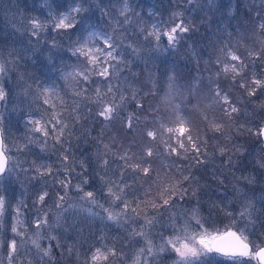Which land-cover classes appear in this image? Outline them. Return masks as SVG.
<instances>
[{"label":"snow or ice","instance_id":"6c2138e0","mask_svg":"<svg viewBox=\"0 0 264 264\" xmlns=\"http://www.w3.org/2000/svg\"><path fill=\"white\" fill-rule=\"evenodd\" d=\"M111 2L112 0H108L109 4ZM118 2L121 5L118 13L122 19L112 17L107 6L101 7L104 0H63V3L60 0H39L40 14L44 19L32 17L28 20L30 44L32 40L39 44L41 35L49 31L67 36V51L77 63L67 69H60V78L65 82V86H68V81L72 82L70 88L73 100L69 111V105L62 95L63 89L55 81L37 84L34 95L36 100L41 101L43 112L27 117V142L17 148V152L22 154L26 149L36 146L40 154L31 161L14 160L11 149L0 135V184L9 183L13 173L19 169L26 176H30L31 180H42L45 185L39 190L31 207L23 200L16 204L13 223L10 226L12 235L8 239H4L7 233L3 231V225L9 204L5 195L0 193V264H54V248L60 250L61 256L66 251L69 256L75 255L79 258V249L75 245L66 247L60 243L61 236L52 234L62 226V213L56 214L53 220L50 210L42 211L50 195L47 190L49 182L59 188L55 201L57 209H63L69 190L74 188L78 193H82L79 197L81 200L103 208L106 213L103 219L120 226L138 224V229H132L130 239H143L144 246L137 252L134 264H157L169 252L174 253L176 257L174 264H211L212 254L226 258L231 264H252L253 261L255 264H264V203L258 210L244 189L239 187L240 181L246 185L256 182L251 174L235 177L237 184L233 185L234 191L244 203L238 216L226 211V215L232 217L230 225L223 229L210 230L206 227V221L199 216L197 207L189 209L186 218L183 214L177 215L175 212L170 215L169 219L173 221L172 236H161L159 244L151 238V230L165 211L175 209L181 202L190 204L195 201L197 205L200 203L203 186L192 174L191 164L185 165L183 162L191 161L206 167L210 158H216L224 168L232 171L239 168L238 161H242L246 155L244 145L239 143L241 139L247 142L249 138L254 137L257 143L264 145V120L253 119L264 113V75H249L247 71L257 60L264 63V48L248 49L241 53L237 45L229 46L226 43L220 47V54L212 65L215 67V79L210 77L211 84L204 85L203 81H200L199 86L191 82L183 86L189 95L207 88L211 93L208 107L215 106L218 110V115L212 118H209L207 113L202 114L205 124V128L201 130L202 134L194 135L193 126L187 119L188 114L183 112L180 104H172L171 98L175 94L177 82L173 76L168 77V91L164 100L171 106L173 117L168 123L161 118L159 129H146L144 133L150 141H155L158 135H161V130L167 135V139L161 141L163 154L172 161V164L167 166L166 179H162L159 174H156L155 178L152 175V161L149 158L154 156V152L151 147H146L142 152H134L131 149L135 145H129L121 152H114L108 144H104L106 151L101 153L98 149L95 157L100 171L93 169L91 175L88 172L90 165L83 160L77 161L70 149L65 147L73 135L75 126L82 119L88 118L82 114V107H87L91 112L90 105H98L95 116L107 125L120 117L128 101H137L136 91L133 90L129 96L128 89L120 82L123 70L129 67L133 59H144L142 53L145 49L137 47L125 35L133 23L130 13L137 0ZM214 2L215 0H207L209 6ZM182 3L192 5L194 0H182ZM97 10L100 11L101 17H108L106 24L112 21L115 26L109 24L108 27H103L92 23V17ZM146 15L152 19L156 16V11H149ZM248 15H251V10L246 12V16ZM119 29L123 31L117 34ZM192 30L193 26L186 22L184 13L180 10L170 14L169 22L161 20L149 27L138 28L145 45L148 46L147 50L156 54L174 49ZM245 32L257 34L258 38L264 37V11L255 9L251 28L245 29ZM125 40L128 42L125 43ZM261 43L264 44V40H261ZM59 47V43L54 39L50 52ZM25 51L36 53L42 52V49L28 48ZM14 53L13 49L5 55L4 50L0 48V103L4 104L7 103L9 95L4 80L8 77L10 69H14L23 59ZM47 59L50 64L53 62L51 55ZM19 79L23 80L24 74H20ZM27 87L31 88V85ZM188 103L191 104L192 100H188ZM135 107L143 109V104L137 101ZM249 108L252 109L251 112L248 111ZM138 119L135 113H128L121 123L131 132L134 122ZM2 123L3 115L0 114V124ZM210 140L213 141L211 153L208 151ZM260 152L264 154V147H261ZM109 153L114 159L108 158ZM51 155H56L55 162H52ZM117 159L121 168L119 175L113 168ZM24 164H27V167ZM255 164L258 166L255 170L264 171V155H261ZM216 171H220V168ZM129 175L133 180L142 175L146 182L152 183L142 194H138V189L126 181ZM73 179L77 181L75 185L72 184ZM97 179L100 183L99 189L85 191V186ZM226 179L227 176H224V180ZM97 193L109 207H104V204L99 202ZM261 199L264 200V197ZM113 208L117 211L113 212ZM30 214L33 218L29 223L27 217ZM141 218L143 223H140ZM177 219H184L183 226H175ZM192 221H195L199 231L193 230ZM29 231L31 235H28ZM139 239H136L137 243ZM45 240L48 241L46 246L42 243ZM117 255L115 247L110 248L101 243L98 247L88 249L83 264H109L110 258Z\"/></svg>","mask_w":264,"mask_h":264},{"label":"rangeland","instance_id":"374dc122","mask_svg":"<svg viewBox=\"0 0 264 264\" xmlns=\"http://www.w3.org/2000/svg\"><path fill=\"white\" fill-rule=\"evenodd\" d=\"M138 2L141 3L132 5L133 11L130 14L133 16V23L129 26V32L125 35L128 36L131 39V42L137 47H142L145 49V51L142 53L144 59L150 57L149 60H154L158 57V55L161 54H173L182 56L181 58L188 61H191L190 57L198 60L200 57V45H195L193 42L194 36H197L196 40L198 41L200 38L203 40L205 35L202 36L199 33L202 32L205 27H208L209 33L215 34L216 32H219V35L222 36L221 33L223 32L220 30V25L225 27L228 26L227 28H229V32L232 30L235 31V37L233 39H229L230 41L227 42V44L229 46L237 45L241 53L246 52L248 49H260L261 47H264V44L261 43V40H264V37L258 38L257 34L245 32V29L251 28L252 18L255 15V9L259 8L261 11H264V0H255V7H253V0H215L211 6H209L207 0H194L192 5L184 4L182 3V0H138ZM28 3L29 6L27 5ZM31 5H35L37 11L32 10L34 6L30 8ZM105 6H107L112 17L121 18L119 17V13L117 14L116 12L121 7L118 0H112L111 4L108 3V0H104V4L103 6L101 5V7ZM26 10L29 13H27ZM177 10H180L184 13L186 22L193 26V30L189 32L174 49L165 51L161 54L149 52L147 50L148 46L145 45L144 39L139 34L138 28L141 26L149 27L152 23L161 20L169 22L170 14ZM249 10H251V15L246 16V12ZM149 11H156V16H154L152 19H149L148 15H146V13ZM99 12V10L95 12V15L92 17V21L96 19L95 16ZM137 13H139V15H136ZM141 13H145V16L140 17ZM195 15H199V19H196L197 17ZM32 17H40L41 19H44V17L40 14L39 0L38 2H35V0H0V48L4 50L5 55L7 52L14 49V54H18L19 56L23 57V59L20 60L19 64L14 69H10L8 77H6L4 80L6 90L9 91V95L7 103H1V114L3 115V123L1 124L2 135L9 149H11L12 158L18 162L31 161L36 155L40 154L39 149L36 146L26 149L22 154L17 152V148L27 142L26 137L29 134L28 128L25 126L27 117L30 114L39 115L43 112L41 104L35 99L34 94L36 89L33 87V85H31V82L33 81V83L40 84L41 82L45 81L50 83V80H52L54 76L57 77L56 71L58 69V67L54 64L56 58L48 50H50L51 42L59 35L55 32L49 31L47 34L41 35L39 44H37L35 40H32V43L30 44V36L27 29L29 27L28 20ZM100 19H103L102 21L104 22L107 21V17L100 16ZM122 31V29H119L118 34H120ZM242 35L243 39H241ZM188 36H193V38H190L187 40V42H185L186 37ZM127 42L128 40H125V43ZM204 42H208V39L205 38ZM164 43L166 46V42ZM220 47L216 49L217 55L213 57L211 64H206L202 59L199 60V63L197 64V68L200 67L198 70H200L202 67H205V70L214 79L215 67L212 65L214 64L215 58L220 54ZM28 48H39L42 49V52L33 53L30 51H25V49ZM50 55L53 57V62L51 64L47 59V57ZM201 62L202 65L199 66ZM39 65H41L42 68H40ZM143 66V70L146 71L148 67L144 64ZM20 74H24L23 80L19 79ZM28 85H31V88H28ZM26 89L27 94H25ZM206 91H208V89ZM187 93L188 92H186L184 99L188 103V100L190 99L186 97ZM180 102L184 103L182 99ZM189 105L195 107L197 111L199 109L202 114L209 112L208 107L203 106L202 103H200V100H197L196 104L192 100V103ZM94 108L95 105L92 107V114ZM249 110L250 108L248 111ZM139 112L141 113V118L138 119V122L141 121L143 117H145L143 116L142 111ZM214 114L215 113L212 111L211 118L214 116ZM207 115L210 117V113ZM94 117L96 116L94 115ZM134 129H141V125L135 126ZM87 131V128L80 130L76 125L73 135L69 138V143H66L65 147L70 149V153L76 158L77 161L83 160L86 162V164L90 165L88 172L89 175H91L93 172L92 169H94V167L99 169L95 159L98 149L101 153H103L106 151L104 149V144H108L112 151L118 152L117 149L120 146L125 145L116 138L118 136V132H115L113 140L105 142L100 141L97 143L92 138H88L91 135L90 133L86 136ZM100 140L102 139L100 138ZM113 144L114 146L112 147L111 145ZM259 148L261 149V144L257 142H255V145L252 147H245L246 155L242 161H238L239 168L228 172L229 176L233 178L240 177L242 174H251L255 177L256 182L253 185H246L245 183H242V181L239 183V187L244 189L248 195V198L253 200L258 210L261 209V204L264 203V200L261 199L264 197V171L255 170L258 167L255 164V161L258 160L261 155H264L259 152ZM131 150L137 152L136 149L132 148ZM108 158L114 159L111 153H109ZM51 160L52 162H55L56 155H51ZM218 162L220 161H217V163ZM248 163H251L249 171L245 170V166H247ZM118 164L119 163L115 164V168L118 169L117 173L119 174L121 168ZM24 166L27 167V164H24ZM163 167L167 168L166 164H164ZM77 171H79V167H77ZM203 172L198 173L196 177H203ZM163 173L166 174L167 171L164 170ZM160 176L162 177V175ZM220 179L224 180L221 174ZM76 183L77 181L73 179L72 184L75 185ZM97 184L98 183L85 186V191L99 189ZM235 184H237V181ZM43 187H45V185L42 180H31L30 176H26L25 173L19 169L13 173L9 183L0 184V193L5 195L9 204L4 215L5 223L3 225V231L7 233V236H5L4 239H8L12 235L10 226L13 223V217L15 215L14 208L16 204L20 200H23L31 207L39 190ZM89 187H91V189H88ZM143 188L145 191L146 188H149V185L143 186ZM47 190L49 191L50 195L47 200V204L43 207L42 211L50 210V215L52 216L53 220H55L56 214L62 213V218L60 220V224L62 226L52 234L61 236L60 243L62 245H65L66 247L75 245L79 249V258H77L75 255L69 256L66 251L65 254L61 256L60 250L54 248V264H83V261L86 259L85 253L89 248L98 247L101 243L107 244V246L110 248L116 246V243L107 241L108 237L104 234V231L107 228L106 225H110L111 227L113 224L116 227H119L120 225L103 219V217L106 215L103 208L95 207L87 201L81 200L79 197L82 195V193H78L74 188H71L63 205V209H57L55 207V201L56 192L59 190L58 186L54 187L51 185V182H49ZM97 199L101 204H104V207H109L108 203L102 202L100 200L98 193ZM217 203L219 212H216V214H214V212L211 213L207 211L204 207H202L200 204L197 205L195 202L190 204H178L177 207L173 209V211L169 212L167 216L162 215L158 218V223L151 230V238L156 244H159L161 242V236L165 238L172 236L174 234L172 229L173 221L169 219L170 215L175 212L177 215L183 214L186 218L188 210L197 207L199 209V216L206 221V227H208L210 230L216 228L223 229L226 225H230L232 220V217L226 215V211H231L233 216H238L244 201L241 197H238L234 191V195L229 194L226 197L220 196ZM111 210L113 212L117 211V209L114 208ZM149 214L152 215V213ZM218 215L220 217L216 218ZM223 215L226 216L224 220L221 219L224 217ZM32 218L33 216L31 214L27 217L29 223L31 222ZM216 219L221 220L215 221ZM140 223H143L142 218ZM183 224L184 219H177L175 221V226L177 228L183 226ZM192 225L193 230L199 231V228L195 226V221H192ZM121 227H123V229L127 232V235L130 236L132 229H138L139 225L137 224ZM48 231L51 233V229ZM28 235H31V231H29ZM101 238L103 239L101 240ZM252 238L255 239V237ZM42 243L46 246L48 241L45 240ZM52 243L55 244V241ZM134 243L131 244V242L127 240L120 250H117L115 247L118 255L111 257L109 264H134L137 252L141 247L144 246V240L139 239L138 243L135 240ZM81 244L83 245L82 247ZM120 253H123V255H120ZM212 255L213 260L211 264H231L230 261L222 256H218L216 254ZM175 259L176 257L174 253L169 252L161 260H159L157 264H174ZM252 264H255V262L253 261Z\"/></svg>","mask_w":264,"mask_h":264},{"label":"trees","instance_id":"16d2710c","mask_svg":"<svg viewBox=\"0 0 264 264\" xmlns=\"http://www.w3.org/2000/svg\"><path fill=\"white\" fill-rule=\"evenodd\" d=\"M35 2H38V0H35ZM63 3V0L60 1ZM137 3H141L138 2ZM32 4V3H30ZM29 6V3L27 4ZM34 6V7H33ZM103 6V5H102ZM33 7V8H32ZM32 10H36L35 5H31ZM144 8V7H141ZM27 12V10H26ZM118 14V11H116ZM29 13V12H27ZM101 13L99 12L95 17L96 19L92 21V23H97L103 27H108L109 24H112L114 27V23L112 21H109L108 24H106L104 21L100 19ZM144 17L145 13H141L140 17ZM199 19V15H195ZM108 20V17H107ZM221 35H219V32L209 33L208 27H205L201 34L204 36V39L202 40H196V37L194 36V43L197 46L200 45V57L198 60L193 59V57H190L191 61L185 60L181 58L182 56L177 55H167V54H161L158 55V57L154 60H149L150 57L147 59H133L129 67L125 68L120 76V82L128 89L127 94L130 96L132 91L135 90L137 93V101L141 104H143V109H137L135 107V103L137 101H128L127 102V108H124L120 114V117L111 123L105 124L104 121L99 118L94 117L98 105H90V108L92 110V107L95 105V108L92 111L89 112V109L87 107H82L81 112L84 116L88 117L87 119H82L79 124H77V127L82 130L87 128V134L90 133L91 135L88 137L89 139H93L95 142H105L110 141L114 139L115 132H118V136L116 137L122 144L125 146H120L117 150L118 152H121L125 148H128L129 145H135L133 149H136L137 152H142L146 147H151L154 156L149 158L152 161L151 167L153 169V177L155 178L156 174L162 175L161 178L166 179V174L163 173L164 170L167 171V168H164L163 165L166 164V166L172 164V161L166 157L163 154V144L162 140L167 139V135L162 133L161 135H158L157 139L155 141H150L145 135L146 129H159V120L163 118L166 123L170 122V120L173 117L172 108L164 100L165 94L168 91V77L173 76L176 79L177 87L174 88V96L171 98L172 104H180L181 108L183 109V112L187 113V119L191 122L195 134H201V130L205 128L204 121L202 120V113L201 111L190 106L184 99L186 92V86L189 82L195 83L199 86V82L203 81L204 85L211 84L210 77H212L206 70L205 67H202L200 70L197 68V64L199 63V60H204L206 64H211L213 57L217 55V48L220 46H223L224 43L229 42V39H233L235 37L234 33L235 31L229 32V28L220 25ZM111 30V28H109ZM228 31V32H227ZM52 32V31H50ZM118 34V32H117ZM190 38H193V36L186 37L185 42L189 40ZM205 38L208 39V42H204ZM73 39H75V36H73ZM55 40L59 43L60 47L58 49L48 50L52 55L56 58L54 61V64L58 67L57 69V77H53L52 80H50V83L55 81L57 85H59L63 91L62 95H64L65 100L67 101L69 105V111H71V103L73 100V96L71 94V88L70 85L72 84L71 81H68V86H65V82L60 78V69H67L70 65L77 63L74 57L71 56V54L67 51L69 47L68 38L67 36L59 35L55 38ZM258 43V42H257ZM187 44V43H186ZM215 45V46H214ZM264 48V47H261ZM260 48V49H261ZM129 52V56H130ZM189 59V60H190ZM145 60L147 62H145ZM142 61V62H141ZM143 64L147 66V70H143ZM202 65V62L199 64V66ZM40 68L41 65H39ZM54 67V65H53ZM249 75L252 74H260L264 75V63L260 61H255L254 66H250L247 69ZM201 73V74H200ZM212 79H214L212 77ZM47 82L43 81L40 84L43 85ZM31 85L35 89H37V83L31 82ZM94 87V86H93ZM207 88H205L203 91H200L198 93H193L192 95H189L187 93L186 97L190 100H193L196 104L197 100H200V103H202L203 106L208 107L211 100V93L209 91H206ZM66 93V94H65ZM183 100L184 103H181L180 100ZM38 103L41 104V101L36 100ZM178 101V102H177ZM166 102V103H165ZM259 103V101H257ZM211 118V112L213 111L215 114L214 116L218 115V110L215 108V106L208 107ZM139 111L143 112V117L141 121H136L134 123V127L141 125V129L136 130L133 128L131 132L127 131L123 126L121 121L126 119L128 113H135L138 118H141V113ZM252 109L250 108L249 112H251ZM256 121L264 120V114L261 113L258 116L253 117ZM170 126V124H169ZM210 135V134H209ZM100 138L102 140H100ZM255 138L251 137L247 140V142L243 139L239 141V143L243 144L244 147H252L255 145ZM212 143L213 141H209V147L208 151L211 153L212 151ZM112 147L114 146L111 145ZM261 147L263 145L261 144ZM256 149V148H255ZM260 152V148H259ZM112 160V158L110 159ZM217 161H220L216 158H210L207 161L206 167H201L196 165L194 162L191 161H185L183 162L185 165L191 164V172L196 177L198 173H202L203 171V177H196L199 181V184L203 186V191L200 194V205L204 207L209 212H219L218 206V198L220 196L226 197L229 194L234 195V188L233 185L236 183V179L233 177H230L228 172L229 170L224 168L221 164V161L217 163ZM117 163H120L117 159ZM119 165V164H118ZM98 166V165H97ZM174 167V166H173ZM197 167V168H195ZM220 168V171H216L217 168ZM251 163H248L247 166H245V170H250ZM113 168L115 169L116 173L118 171L117 168H115V164L113 165ZM96 169V167H94ZM93 170V169H92ZM96 171H100V169H96ZM185 174H188L185 172ZM220 174L222 175V178L224 176H227V179L224 180L223 183H220ZM117 175H119L117 173ZM170 175V174H168ZM98 182H90L89 184L94 185L95 183H98V187H100L99 180H96ZM126 181L129 184H132L136 189H138V194H142L144 191L143 186L149 185L152 183L151 181L146 182V178L142 175L138 177V179L133 180L131 175L126 177ZM240 181L239 183H241ZM244 183V182H242ZM88 186V185H87ZM232 188V189H230ZM88 189H91L89 187ZM148 189V188H146ZM145 189V190H146ZM155 191V189H153ZM98 197H100V200L102 202H105L104 198L100 196L98 193ZM131 199V197H129ZM195 202V201H193ZM107 203V202H105ZM181 202L180 204H182ZM185 204V203H184ZM215 205V206H213ZM213 207V208H212ZM173 211V209H170L168 211H165L163 213L164 216H167L169 212ZM215 216V215H214ZM221 218L224 220L226 218L225 215ZM220 216L218 215L219 218ZM216 219L215 221L221 220ZM106 230L104 231V234L107 235L109 242L116 243V249L120 250L121 247L124 246L125 242L129 240L131 244L135 242L137 238L130 239V236L127 235V232L123 229V227L119 226L116 227L114 224L111 227L110 225H106ZM259 231V226H258ZM135 239V240H134ZM136 244V243H134ZM134 246V245H133Z\"/></svg>","mask_w":264,"mask_h":264},{"label":"water","instance_id":"95a60500","mask_svg":"<svg viewBox=\"0 0 264 264\" xmlns=\"http://www.w3.org/2000/svg\"><path fill=\"white\" fill-rule=\"evenodd\" d=\"M0 114H1V103H0ZM0 135H2V129H1V124H0ZM3 136V135H2ZM264 146V145H263Z\"/></svg>","mask_w":264,"mask_h":264}]
</instances>
